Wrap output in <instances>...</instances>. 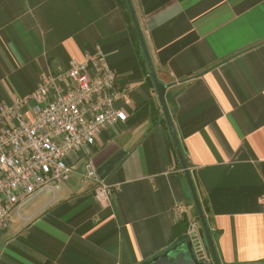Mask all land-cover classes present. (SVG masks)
Instances as JSON below:
<instances>
[{"label":"crops","instance_id":"crops-1","mask_svg":"<svg viewBox=\"0 0 264 264\" xmlns=\"http://www.w3.org/2000/svg\"><path fill=\"white\" fill-rule=\"evenodd\" d=\"M221 264H264V0H131ZM126 4V3H125ZM100 49L127 114L0 229V264H148L195 205L122 0H0V104ZM115 187L108 200L82 179ZM184 214L176 218L174 206Z\"/></svg>","mask_w":264,"mask_h":264},{"label":"built area","instance_id":"built-area-1","mask_svg":"<svg viewBox=\"0 0 264 264\" xmlns=\"http://www.w3.org/2000/svg\"><path fill=\"white\" fill-rule=\"evenodd\" d=\"M117 79L97 49L83 60L70 59L64 71L43 72L28 95L0 104V229L9 225L13 209L68 180L72 153H87L102 129L126 120L115 102L125 100L130 87L117 88ZM85 169L82 179L95 180L97 195L108 200L115 187L97 180L89 161ZM174 214L182 218L184 207L175 205ZM185 237L198 260L211 262L198 217L187 218Z\"/></svg>","mask_w":264,"mask_h":264},{"label":"water","instance_id":"water-1","mask_svg":"<svg viewBox=\"0 0 264 264\" xmlns=\"http://www.w3.org/2000/svg\"><path fill=\"white\" fill-rule=\"evenodd\" d=\"M128 12H129V16L133 25V28L135 30V33L137 35V39L139 42V45L141 47L142 50V54L145 60V63L147 65L148 71H149V75L152 79V82L154 84L155 90H156V94H157V98L163 113V116L165 118L166 121V126L169 132V135L171 137L172 143H173V147L177 156L178 161L181 164V167L183 169V173L185 176V181L186 184L188 186L189 192L192 195V199L194 201V205H195V209L197 211V216L198 219L200 221V225H201V230H202V234L204 237V242L206 244V247L210 253L211 256V263L209 262H202L200 264H221L219 257L217 255L214 243H213V239L209 230V227L207 225L203 210H202V206L201 203L199 201L198 195L196 193V189L192 180V177L190 175L189 172V168L186 164L181 146H180V142L178 139V136L176 134V130L173 124V121L171 119L167 104H166V100H165V91H166V87L167 85H165L164 83H162L157 75L156 72L154 70L150 55L148 53L144 38H143V34L137 19V16L135 14L133 5L131 0H125ZM193 246L194 248L199 251L200 249V244L197 242H193ZM148 264H198L195 262L194 259L190 258V257H186V255L184 254V252H180V254L175 255L172 259H170L169 256L166 257H159L157 259H155L154 261L148 263Z\"/></svg>","mask_w":264,"mask_h":264},{"label":"trees","instance_id":"trees-1","mask_svg":"<svg viewBox=\"0 0 264 264\" xmlns=\"http://www.w3.org/2000/svg\"><path fill=\"white\" fill-rule=\"evenodd\" d=\"M122 2H123V5H124V8H125V17H126V20H127L128 23L130 24V27L132 28V32H133V34H134V36H135V38H136V42L138 43V46H139V48L141 49V47H140V45H139V42H138V39H137V35H136V33H135V30H134V28H133V25H132V22H131V19H130V16H129V12H128L127 6H126V4H125V0H122ZM184 158H185V161H186L187 166L189 167V162L187 161V158H186L185 156H184ZM194 213H195V216L198 217V216H197V211H196V210H195ZM177 224H178L177 226L179 227V229H180V230L183 229V233H185V231H186V223H185V220L182 219V220H180Z\"/></svg>","mask_w":264,"mask_h":264}]
</instances>
